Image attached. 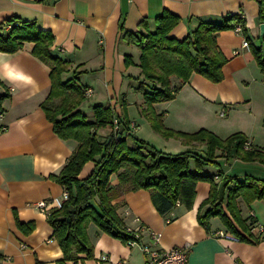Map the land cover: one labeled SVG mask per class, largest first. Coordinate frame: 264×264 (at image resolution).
Wrapping results in <instances>:
<instances>
[{"label": "crops", "instance_id": "1", "mask_svg": "<svg viewBox=\"0 0 264 264\" xmlns=\"http://www.w3.org/2000/svg\"><path fill=\"white\" fill-rule=\"evenodd\" d=\"M164 10L179 16L169 31L176 39L183 38L199 22L219 23L229 14L242 17L244 25L242 32L232 28L215 34L218 48L227 59L221 81L213 83L192 73L173 99L155 102L147 108L137 90L130 97L137 83L130 76L140 73L139 49L120 38L119 26L137 30L141 20L147 19L152 29L153 19ZM257 12L258 0H0V24L8 20L34 22L39 29L51 31V53L69 64L62 79L71 78L75 68L81 71L83 74L73 79L74 84L86 80L83 85L93 90L90 96L104 100L117 115L124 112L136 125L132 132L144 125L151 129L152 114H156L163 126L172 130L189 133L205 128L220 138L242 132L247 137L246 147H264V72L251 51L252 45L264 50ZM243 36L248 47L241 46ZM33 45L24 41L14 52L0 51L11 65L35 81L34 85H26L0 79V264H57L62 258L53 227L35 202L60 200L64 188L51 175L59 173L77 141L59 137L45 116L42 104L50 88V66L32 54ZM127 54L134 62L128 66L124 61ZM5 71L0 64V76ZM171 81L177 83L178 79L171 76ZM137 102L140 105L136 115L130 119L129 107ZM153 133L142 137L154 140L159 133ZM172 138L187 149L188 144L181 138L168 139ZM199 145L205 150V145ZM217 160L220 167L204 165L202 172L218 179L221 168L239 180L245 176L264 179L263 163L234 159L227 164L221 158ZM93 165L92 160L85 162L78 178L90 173ZM109 181L113 187L119 184L115 173ZM209 189V181L198 180L191 205L187 207L178 201L165 214L153 205L149 189L123 191L112 203L123 224L136 226L133 219L139 218L144 227L143 240H148L151 230L160 233L158 245L163 248L189 243V264H264V231L257 226H264V201L255 199L247 204L238 198L241 217L252 237L259 239L241 241L218 216L210 217L209 230L198 221L199 205ZM219 230L223 237L213 234ZM87 233L93 245L92 257L80 253L79 258L64 264H146L138 247L128 246L92 222L87 225ZM101 254H106L108 260L99 261Z\"/></svg>", "mask_w": 264, "mask_h": 264}, {"label": "trees", "instance_id": "2", "mask_svg": "<svg viewBox=\"0 0 264 264\" xmlns=\"http://www.w3.org/2000/svg\"><path fill=\"white\" fill-rule=\"evenodd\" d=\"M257 17L264 22V0H258ZM178 21L179 16L164 10L153 19L152 29L147 19L141 20L137 30H124L122 25L119 26L120 38L139 49L137 65L140 73L128 76L137 80L135 89L142 93L147 108L155 102L173 99L192 73L213 83L221 81L222 66L227 59L218 48L215 34L244 25L242 17L229 14L219 23L199 22L183 38L176 39L169 35V31ZM10 22L17 24L6 29ZM2 29L7 31L2 32ZM53 38L51 31L39 29L34 22L8 20L0 24V51L14 52L24 41H31L34 43L32 54L49 64L50 88L42 104L45 116L59 137L77 141L59 173L51 175L67 191V198L47 215L62 251L57 264L75 260L80 253L86 258L92 257L93 245L87 233L90 222L123 242L129 238L112 203L119 193L149 189L153 205L165 214L178 201L187 207L191 205L198 180L210 182L208 196L202 200L197 212L198 221L207 230L210 217L218 216L225 228L239 240H259L252 237L246 220L241 217L238 198L247 204L255 199L264 201V179L245 176L239 180L234 175L225 174L221 168L217 172L219 178L215 179L213 174L202 173V169L204 165L220 167L217 158L227 164L234 159L264 164V147H246L247 137L239 131L220 138L205 128L189 133L172 130L163 126L160 115L152 114L153 130L164 137H179L186 143L205 145L202 152L185 149L169 153L135 137L124 112L117 115L109 105L94 104V118L87 120L79 108L81 99L86 96V86L75 85L73 81L81 71L75 68L71 78L62 79L61 75L68 70L69 64L51 53ZM251 51L264 72V50L252 45ZM124 61L126 66L134 63L129 54L125 55ZM171 76H175L178 82L172 83ZM56 98L60 102L53 104ZM115 116L118 119L116 130L113 125ZM107 126L110 131L106 135L97 133L99 128ZM89 160L94 162L92 170L85 177L78 178L84 163ZM192 166L195 171L191 170ZM113 173L119 182L116 187L109 181Z\"/></svg>", "mask_w": 264, "mask_h": 264}, {"label": "built area", "instance_id": "3", "mask_svg": "<svg viewBox=\"0 0 264 264\" xmlns=\"http://www.w3.org/2000/svg\"><path fill=\"white\" fill-rule=\"evenodd\" d=\"M17 23H7L5 28L9 29L12 25ZM234 30L242 32L241 26L236 25ZM248 40L243 36L241 39V46L248 47ZM93 90L91 88H86L84 94L86 96H90ZM114 130L117 129L118 119L115 116L113 118ZM129 127L131 130L136 129V125L134 123H129ZM67 198V191L64 189L61 194L60 200L55 201H47V200H38L35 202V207L39 210L45 212L46 215L49 214L50 210L53 209V203H56L54 207H59L61 202ZM137 225L130 226L125 224L124 229L130 235L129 238L125 241L126 244L130 247L136 246L138 247L145 257L146 264H189L188 263V251H189V243H184L182 245L172 246L169 248H163L158 245L160 233L148 230V240L145 241L142 239L141 231L144 229L143 225H141L138 221V217H134L133 219ZM255 223V222H254ZM257 223H255L256 225ZM259 231H264V226L261 224H257ZM217 237H223L224 233L219 230L213 232ZM98 260H108V256L106 254H101L98 256ZM117 264H121V261L116 262ZM239 264V263H236Z\"/></svg>", "mask_w": 264, "mask_h": 264}, {"label": "rangeland", "instance_id": "4", "mask_svg": "<svg viewBox=\"0 0 264 264\" xmlns=\"http://www.w3.org/2000/svg\"><path fill=\"white\" fill-rule=\"evenodd\" d=\"M83 73L79 72L77 74V77L82 75ZM77 83L79 85H83L86 82V80H78ZM138 82L135 84V86H131L132 87V90H131V95L130 97L132 96V92H136V86H137ZM138 92V95L140 96V100L144 101V98L142 96V93L137 91ZM60 102V99L57 101L56 99L53 100V104H58ZM107 102V101H106ZM98 103H101V104H104L105 101L104 100H101L99 97L96 98V96H86V97H83L80 101V105H79V108L80 110L83 112V114L85 115L86 119L87 120H93L94 116H93V112H92V107L94 104H98ZM140 102H137L136 104H133L129 107V117L131 119V117H135V113L137 111V105H140L139 104ZM104 105H108V104H104ZM146 105V104H145ZM110 106V105H109ZM137 117V116H136ZM139 128V127H138ZM153 128L150 129V127H147V126H142L141 128L137 129L136 131L132 132L133 135L135 137H138V138H141L147 142H149L150 144L154 145L156 148L158 149H161L165 152H169V153H177V152H180V151H183L184 148H182V146L180 145V143L178 144L177 140L172 138V139H168L166 137H164L163 135H161L160 133L155 135V139L152 140L150 139V137H147V139H145L144 137H142V135H147L148 133L149 134H154L152 130ZM110 131V128L107 126V127H104V128H99L97 130V133L100 134V135H106L108 132ZM153 136V135H152ZM167 142V143H166ZM188 144V147L187 149H190V150H193V151H198V152H202V150L199 148L200 145L199 144H202V143H197V142H192V143H187ZM204 146V144H203ZM204 148V147H203ZM193 171L194 170V167H192ZM209 170H211V168H209ZM203 173V172H202Z\"/></svg>", "mask_w": 264, "mask_h": 264}, {"label": "clouds", "instance_id": "5", "mask_svg": "<svg viewBox=\"0 0 264 264\" xmlns=\"http://www.w3.org/2000/svg\"><path fill=\"white\" fill-rule=\"evenodd\" d=\"M0 64L3 65L4 69L6 70L3 76H0V79H6L9 82L12 81H21L26 85H34L35 81L33 78L23 72L22 70H17V68L11 65L7 58L0 54Z\"/></svg>", "mask_w": 264, "mask_h": 264}, {"label": "water", "instance_id": "6", "mask_svg": "<svg viewBox=\"0 0 264 264\" xmlns=\"http://www.w3.org/2000/svg\"><path fill=\"white\" fill-rule=\"evenodd\" d=\"M258 27H259V33L263 35L264 34V22H260Z\"/></svg>", "mask_w": 264, "mask_h": 264}]
</instances>
